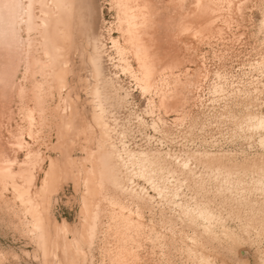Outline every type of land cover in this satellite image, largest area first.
Segmentation results:
<instances>
[{
	"label": "rangeland",
	"instance_id": "374dc122",
	"mask_svg": "<svg viewBox=\"0 0 264 264\" xmlns=\"http://www.w3.org/2000/svg\"><path fill=\"white\" fill-rule=\"evenodd\" d=\"M112 1L77 0L65 35L50 0H34L29 39L19 24L23 57L2 133L16 169L28 149L38 156L31 193L42 219L0 189V264H264V0H213L204 16L197 0H175L181 61L168 112L165 80L143 93L111 58L110 34L121 40ZM186 12L196 15L188 30ZM49 168L51 205L41 190ZM121 210L130 229L119 230Z\"/></svg>",
	"mask_w": 264,
	"mask_h": 264
},
{
	"label": "bare ground",
	"instance_id": "6f19581e",
	"mask_svg": "<svg viewBox=\"0 0 264 264\" xmlns=\"http://www.w3.org/2000/svg\"><path fill=\"white\" fill-rule=\"evenodd\" d=\"M50 1L58 10L60 17L65 18L64 15L66 14L68 19H76L77 10L75 9L77 0ZM109 5L110 10L116 11L117 23L115 22V27L117 33L121 36L120 40L112 37L110 34L111 48L114 50V54H116L114 57L110 54L111 58H118L122 70L125 74L127 73L133 77L143 93L158 89L159 87L157 85L159 81L165 80V87L161 88L160 91V102L167 112L173 110L177 104V92L172 86V82H175L173 78L176 68H178L179 62L181 61L179 60L176 47V25L178 24L176 1L113 0ZM197 5V16L200 14L204 16L203 12L215 7L216 2L213 0H197ZM34 8V0H0V189L6 191L12 188L22 202L31 205L30 210L34 217L33 220L35 225H38L42 218L35 207L31 193V185L34 183L36 176L30 166V163L37 160L38 156L34 151L28 149L25 159L21 161L19 168L16 169L15 165L20 161L17 156L11 155L8 152L6 144L3 141L1 123V116L5 113V104L14 98L16 77L18 76L23 57L21 55V51H23L21 47L25 39L23 40L21 33L19 34L18 27L19 24L20 28L24 26V30L29 39L35 19V14L33 13ZM68 9L70 10V14L67 13ZM79 15L82 17L81 14ZM195 17L196 15L194 16V14L186 12L178 18L179 26H183L184 30L190 29L193 18ZM67 18H65L66 20L62 18L60 20L61 29L64 31L63 35L66 34L67 26L69 25ZM21 23L23 24L21 25ZM111 30L113 28L109 29L110 33ZM133 61L137 67L134 66ZM96 73H98L97 69ZM66 75V68L61 69L58 73L62 86L66 85ZM22 92L23 88L21 87ZM99 105L103 110L102 104L100 103ZM95 118L102 127H108V123L103 120L102 112L96 113ZM260 126L264 128V118L260 120ZM15 137L18 146L25 145L21 136L15 135ZM49 169L41 190L43 192L42 198H44V202L46 201L47 204L50 203L51 205L53 204L54 195H47L51 190L49 180L53 181V179H50L52 177V168ZM90 178L92 179L88 181L90 185L89 190L87 189L89 196L84 200V213L87 225L92 222L94 203H96L93 200V195L97 196L94 194L97 191L96 186L92 184L95 179L92 176ZM39 193L41 194V192ZM50 193L52 194V192ZM50 205L45 206L46 209ZM117 217V225L120 226L119 230L130 229L133 226L131 218L126 216L122 210L117 213ZM117 264L124 263L123 261H118Z\"/></svg>",
	"mask_w": 264,
	"mask_h": 264
},
{
	"label": "water",
	"instance_id": "95a60500",
	"mask_svg": "<svg viewBox=\"0 0 264 264\" xmlns=\"http://www.w3.org/2000/svg\"><path fill=\"white\" fill-rule=\"evenodd\" d=\"M246 252L245 251H243V253L242 254H245Z\"/></svg>",
	"mask_w": 264,
	"mask_h": 264
}]
</instances>
